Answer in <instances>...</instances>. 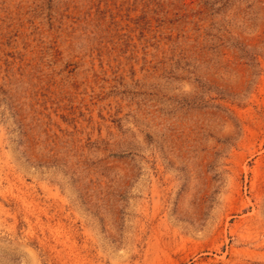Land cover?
Segmentation results:
<instances>
[{"label":"rangeland","instance_id":"rangeland-1","mask_svg":"<svg viewBox=\"0 0 264 264\" xmlns=\"http://www.w3.org/2000/svg\"><path fill=\"white\" fill-rule=\"evenodd\" d=\"M0 264H264V0H0Z\"/></svg>","mask_w":264,"mask_h":264}]
</instances>
